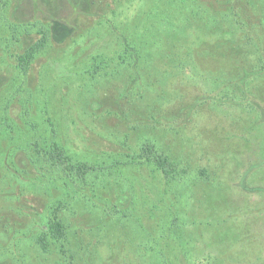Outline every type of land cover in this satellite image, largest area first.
Listing matches in <instances>:
<instances>
[{"label":"trees","instance_id":"trees-1","mask_svg":"<svg viewBox=\"0 0 264 264\" xmlns=\"http://www.w3.org/2000/svg\"><path fill=\"white\" fill-rule=\"evenodd\" d=\"M0 1V47L15 63L19 76L26 80L38 53L47 51L45 74L54 64L60 67L57 72L63 75L64 82H76L73 96L79 98L76 101L81 105H73L79 115L65 109L67 129L78 126L76 117L92 125L93 120L86 122L90 117L87 112L102 121L119 114V122L128 123L120 134L112 132L113 125L109 131L99 127L96 133L101 139L120 143L117 144L120 149L76 152L62 139L54 120L58 101L63 114L61 99L55 101L52 93L31 90L22 80L17 91L22 97L19 117L27 130L42 126L39 132L24 135L19 133V125L13 124L9 114L14 94L7 92L2 97L3 91L0 92V138L8 140L13 152L23 146L27 163L18 167L11 159L10 147L0 150V158L9 159L3 165V174L8 176L0 180V234L2 237L16 234V240L22 243L14 251L9 242L0 244V249L12 254L17 264H26L24 257L29 260L28 264H95L97 261V264H107L105 257L99 259V249L107 237L105 224L121 221L125 229L129 227L134 232L129 234L124 230L122 242L117 243L122 250L137 253L130 260H140L142 264H222V257L214 250L217 248L211 245L210 239H204L203 232L195 225L197 210L203 202L198 199L194 203L195 197L189 193L190 187L210 183L216 171L202 164L194 167L190 158L178 156L151 136L130 142L127 136L130 131L155 130L161 125L179 135L184 116L197 127L190 129L193 132L204 122L213 134L209 138L211 143L220 142V148L238 162L239 185L254 191L255 181L249 179L256 169L264 166V149L259 144V135L252 133L254 120L248 121L247 128L240 125L251 114L253 119L264 121V101L244 85L247 75L249 80H255L264 74V40L254 29L258 25L264 27V0H215V6L210 4L211 0H203L207 6L202 0H112L105 14L102 7L94 6L102 0H90L89 5L100 8L102 19L89 28L81 25L72 30L67 37L72 46L64 45L61 49L64 63L53 54L54 48L48 51L57 33L52 21H61L52 15L46 20L37 15L24 17L25 12L16 9V5L8 13L3 9L11 0ZM35 10L33 6L31 12L36 13ZM222 24L235 30L234 38H224L225 29L218 28ZM195 31L200 36H193ZM32 34H36L33 40ZM152 66L155 72L150 71ZM130 69L135 71L134 77L148 76L145 82L150 86L179 74L184 81L195 80L207 88L203 92L197 89V94L203 95L202 102L173 107V111L163 109L162 105L170 96L156 93L157 100H153L151 110L140 120H129L127 110L119 113L101 104L93 106L92 96L81 102L79 94L85 86L90 88L91 80L115 77L122 70ZM143 71L146 74H141ZM41 93L46 96L42 97ZM207 102L239 105L243 110L235 109L227 120L214 117L211 122L210 112L200 108V105H210ZM232 122L234 126L228 128ZM106 127L107 124H102V128ZM195 137L191 134L187 141L194 144ZM236 156L242 157L241 160ZM127 169L129 173L124 174ZM114 173L115 177L116 173L122 177L117 176L114 183L109 180V186L104 176L109 179ZM182 192H187V199L181 197ZM125 196L127 199L121 201ZM204 197L213 200L210 194ZM98 212L103 229L94 234L93 240L86 239L83 234L91 230L84 225L76 228L70 220L78 216H92L95 220ZM8 217L13 220L11 224L6 220ZM14 244L17 245L16 241ZM26 248L33 249V253L27 255L23 251ZM255 257L254 261L247 259L245 264H264V258ZM126 261L127 264L128 258Z\"/></svg>","mask_w":264,"mask_h":264},{"label":"rangeland","instance_id":"rangeland-1","mask_svg":"<svg viewBox=\"0 0 264 264\" xmlns=\"http://www.w3.org/2000/svg\"><path fill=\"white\" fill-rule=\"evenodd\" d=\"M32 1L33 0H11V5L8 3L9 6L3 10H8L7 12L9 13L14 10L13 7L16 5V9H23V12H25L24 17L28 16L31 18V15H37L38 17L46 20L50 18L49 15H52L54 19L61 21L58 23L52 21L53 27L56 28L57 33L55 35V39L51 41V49H47L51 52L52 48H54L52 51L54 52L53 54H56L62 63H64V61L61 49H63L64 45H70L69 47L72 46L71 43L67 42V37H69L72 30L75 27L79 28L81 25L89 28L91 25H94L96 21L100 20V18L102 19V12L100 8H94L91 4L89 5L90 0H34V5H32ZM96 1L98 0H95L94 2ZM207 1L210 2V0ZM211 1L212 3L210 4L215 6V0ZM110 2H112V0H102L97 4H94V6L102 7L103 13L105 14L107 13L106 10H108L107 4ZM202 2L203 5L207 6L203 0ZM120 5L122 6L123 4ZM241 5H243V2H241ZM33 6H35L36 13L31 12ZM208 6L212 8V6ZM223 9H227L225 4L223 5ZM62 23H64V27ZM218 28L225 29V39L234 38L235 30L232 29V27L228 24H222L221 26H218ZM200 29H203L202 24H200ZM254 29L257 30V36L263 38L264 40V27L258 25V27L255 26ZM194 35L195 37L200 36L199 31H195L193 33V36ZM35 37L36 34H32L30 38L33 40ZM69 47L66 46L65 48ZM105 47L107 50V46ZM46 55L47 51L45 53H38L37 58L32 62V65L27 73L28 76H26V80H23L22 76H19L18 71L14 68L15 63L12 62L7 53L2 49V47H0V87L2 89L0 92L3 91L1 94L2 97L6 95L7 92L11 95L14 94L12 95L13 100L10 104L11 106L9 107V114L11 117H13V124L19 125V133L29 135L31 133L39 132L42 128V126H38L31 131L27 130V126L19 117L18 109H20V100L22 97L21 93H17V91L23 80L26 83L25 86L30 87L31 90H40V92L43 90L44 93L45 91L52 93L51 96L54 97L55 101L61 99L60 102L63 104V114L61 115V106L58 104V101L56 102V113L54 114V120L57 123L56 126L58 131L62 134V139L69 145H72L74 151L84 152L85 150H88L91 152L90 150L92 149L95 152L101 148L109 147L115 148L116 150L120 149V145H117L120 143H116L114 140L107 141L106 139H101L96 135L99 127H101V130L103 131H109L108 129L111 127V125H113L111 128L113 133L120 134L126 130L125 126L128 125V123L119 122V117H117L119 114L111 115L102 121L100 117L96 118L95 114L87 112L88 116L90 117L86 118V122L88 123L90 120H93L94 122L92 121V125H87L81 119V117H76V123H79L78 126H76L75 129H67L66 118L68 113L66 110L79 115L77 108L74 109L73 105H81L76 101L79 98L74 99L73 96V94L76 93L74 92L76 89V82H64L62 77L63 75L57 72L58 68L60 67L54 64H52L50 67L48 66L49 68L47 69V74H45L47 65ZM150 71L155 72L156 68L154 69V66H152ZM151 72H149V74ZM132 74H135V71L132 69L125 72L122 70V72H119V74H117L115 77L101 76L91 80L92 82L90 88L85 86L82 89V94H79L81 95V102L84 100H89V97L92 96L91 101L93 106L95 103L98 106L101 104V106L108 107L111 110L117 111L119 113H121L123 110H127V112H129V120H140L145 118V115L151 110L149 107H152V104H154L152 103L153 100H157L155 96L156 93L164 92V94H166L165 97L170 96L166 99V101L164 100L162 105L163 109L170 108L169 110L173 111V107L181 108V106L184 104L192 105L196 104V102H202L203 95L201 97V94H197V89L199 88L201 91L207 88V86H205V89L202 88L201 86H204V84H200L199 82L195 83V80L192 83L189 81H184V79L180 77L179 74H173L172 76H169L166 79L167 82L162 81L161 83H153L151 86L149 83L146 84L145 82L146 79H148V76L141 75L139 77H134ZM141 74L146 73L143 71ZM247 76L245 77V87L250 93H255L260 99L264 101V74H261L258 78H255V80H249ZM69 79L70 78H68V80ZM143 82H145V84ZM173 82H175L176 85ZM175 92H179L180 95L176 94ZM43 95L46 96V94H42V97ZM140 95H142V97H140ZM181 102H183V104ZM207 103L210 105L206 104L204 107L203 105H200V108L203 109V111L208 113L210 112L211 122L214 117L215 120L224 118L227 120L229 113L233 112L235 109L243 110L241 106L232 105L229 103ZM199 114L195 115V117L198 118ZM186 117L187 116H184V119H182L183 125L181 127L183 128L179 135H175L173 130L162 127L161 125L155 130L145 129L141 130L140 132L138 130L130 131L129 135L127 136V140L130 142L133 140H138L144 136H151L152 139L157 141L161 146L168 149L170 148L173 153H176L178 156L185 159L190 158L189 162L194 167L202 164L207 166L210 171L215 170L216 175L206 186L204 184L197 187H190L189 189V193L195 197L194 203H197L196 200L198 199L203 202L202 207L197 210L195 225L203 232L204 239H210L211 245H213L214 248H217V250H214L222 257V264H245L246 260L249 258L250 260L254 261L256 259L255 255H259V257L264 258V166L256 169L255 173H253L249 179V181H255L253 185L257 186V188H255L254 191L248 189L245 190L242 185H239V180H236L237 168H240V166L238 162L235 161L236 159L231 157L232 154L226 153L223 149H221L220 142L211 143L209 138L213 134L209 133L210 131L207 129L204 122L199 125V130H195V132L191 131L197 127H193L191 125L192 122H189L188 118ZM250 117L251 118L245 117V121L243 122L242 120L240 127L243 126V128H247L248 126L246 125L250 124L248 121L254 120V129L252 130V133H254V135H259L261 139L259 144L262 146V149H264V121L258 119L255 120V118L253 119L252 114ZM116 121L118 124H116ZM253 122H251V124ZM102 124H107V127L102 128ZM232 124L233 122L228 125V128H230V125L233 127L234 125ZM26 131L28 133H26ZM191 134L196 135L194 139L192 138L194 144H191L187 141V138H190ZM205 134L207 137L204 138V136H206ZM197 140H199L200 143H198ZM7 141L8 140L0 138V150H4V147H10V151H12L13 146H8ZM217 141H219V139H217ZM15 143L12 144L15 145ZM85 146H88L89 149H86ZM12 153L13 156L11 159L14 161L16 166L19 167L27 164L23 146L20 147V150L16 152L12 151ZM236 158L241 160L242 157L236 156ZM6 161L9 162L7 157L0 158V180H5L6 176H8L3 174V165L6 163ZM128 171H130V169L125 170L124 174L129 173ZM133 173L130 174V177L133 175ZM114 175L115 173L108 176L109 179L104 176L106 179L105 183H107L109 186V180L114 183L116 182L117 176L119 179L122 177L117 173L116 177ZM53 188L54 184L52 185V189ZM186 193L187 192H182L181 197L183 199H187ZM189 193L188 195L190 196V199H192V196ZM115 194L118 198L122 199L121 195L116 192ZM204 194H210L213 200H220L219 203H215L213 200L211 202L209 199H207V197H204ZM127 196H125L124 200L121 201H125ZM100 214L101 213L97 215L95 220L91 218L92 216H78L77 219L71 218L70 221L72 225L76 226V228L77 226L79 228L82 225H84L86 228H89L91 231L83 235L86 239L93 240L94 234H97L100 229H103L104 223L101 222ZM85 218L88 219L83 221L82 219ZM6 220H9L10 224L13 222L10 217H8ZM207 221L209 224L206 223ZM124 230L129 234L134 233L129 227H126L125 229L123 224L121 225V221H112L111 225L105 224L104 231L107 233V237L104 240L105 244L101 245L99 249V259L100 257H105L104 260L107 264H126V259L128 258L129 261L127 264H142L140 260H130L133 258V255L136 256L137 253L133 254L131 252H126L120 248L119 245L121 244H117L122 242V239L124 238ZM16 239V234H7V236L4 237H2L0 234V244L9 242V247L13 251L15 248H17V246L18 248L22 246V243ZM15 241L17 245L14 244ZM24 246H27V243H24ZM23 251L27 253V255L33 253V249L29 248H26ZM24 262L28 264L29 260L24 257ZM98 262L99 261H97L95 264ZM17 263L18 261L13 258L12 254L0 249V264Z\"/></svg>","mask_w":264,"mask_h":264}]
</instances>
